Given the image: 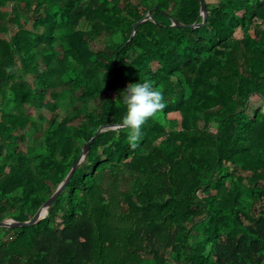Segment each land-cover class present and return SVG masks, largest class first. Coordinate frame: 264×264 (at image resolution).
<instances>
[{
    "label": "trees",
    "instance_id": "obj_1",
    "mask_svg": "<svg viewBox=\"0 0 264 264\" xmlns=\"http://www.w3.org/2000/svg\"><path fill=\"white\" fill-rule=\"evenodd\" d=\"M203 1L188 28L199 0H0V221L121 124L115 54L166 103L135 150L100 133L36 224L0 227V264H264V0Z\"/></svg>",
    "mask_w": 264,
    "mask_h": 264
},
{
    "label": "clouds",
    "instance_id": "obj_2",
    "mask_svg": "<svg viewBox=\"0 0 264 264\" xmlns=\"http://www.w3.org/2000/svg\"><path fill=\"white\" fill-rule=\"evenodd\" d=\"M125 62L129 63L127 60ZM6 71L11 72L12 69L7 68ZM123 93L126 113L119 127L128 130L127 142L135 150L140 143L142 126L148 119L162 112L166 103L163 92L147 80L143 83H129Z\"/></svg>",
    "mask_w": 264,
    "mask_h": 264
},
{
    "label": "water",
    "instance_id": "obj_3",
    "mask_svg": "<svg viewBox=\"0 0 264 264\" xmlns=\"http://www.w3.org/2000/svg\"><path fill=\"white\" fill-rule=\"evenodd\" d=\"M200 1V12L203 16V21L201 23H193L191 25H186V27L188 28H198L201 27L203 25V23L206 20L207 17V10H206V5L205 2L203 0H199ZM147 19H150V13H147L145 15V17L138 21L137 23L134 24L133 26V30L131 33V36L129 38V40L131 39V37L133 36V34L135 33V29L137 24L141 23L142 21H145ZM174 25L178 26V27H183L185 25L175 22ZM117 56L118 54L114 55V59L112 62V67H113V71L115 73V76L117 77L120 85L123 87V89H126V85L124 84L119 71H118V64H117ZM116 128H120L119 125H114V126H100L96 132L94 133V135L91 137V139L87 142V144H85V146L83 147V150L79 156V158L77 159V161L75 162V164L72 166V168L70 169L69 173L67 174V176L64 178V180L58 185V187L56 188V190L54 191V193L47 199L46 202H44L41 207L37 210V212L34 214V216L32 218H30L27 221H15L13 219H4L2 221H0V227H13V228H17V227H26V226H30L33 224H36L39 220H41L42 218H44L48 212V209L50 208V206L54 203V201L57 199V197L63 192V190L65 189L67 183L69 182V180L71 179V177L73 176L75 170L77 169L78 165L84 160L88 149L90 147V145L93 143V141L98 137V135L104 131H107L109 129H116Z\"/></svg>",
    "mask_w": 264,
    "mask_h": 264
},
{
    "label": "rangeland",
    "instance_id": "obj_4",
    "mask_svg": "<svg viewBox=\"0 0 264 264\" xmlns=\"http://www.w3.org/2000/svg\"><path fill=\"white\" fill-rule=\"evenodd\" d=\"M83 4L85 5L86 4V2H83ZM14 30L13 29H11L10 30V34H12V32H13ZM100 46H102L101 44H94V47L95 48H98V47H100ZM130 61V58L129 59H123L118 65H126V64H128V63H126L125 61ZM46 100H51V97H50V95L49 94H47L46 95V97H45V101ZM255 108H256V103H253V102H251L250 103V105H249V108H248V110H247V113L249 114V116H252L253 115V112H254V110H255ZM200 124H201V121H200ZM26 130H28V131H31L32 133H33V128L32 127H28ZM21 147H22V149H23V147H24V145L23 144H21ZM84 147V146H83ZM83 147L81 148V152H82V150H83ZM25 149V148H24ZM80 152V153H81ZM256 207L257 208H261L262 207V205L259 203V204H257L256 205ZM48 224H50V225H57V224H61V221L59 220V219H56V220H54V221H51L50 219H48ZM60 227V226H59Z\"/></svg>",
    "mask_w": 264,
    "mask_h": 264
}]
</instances>
